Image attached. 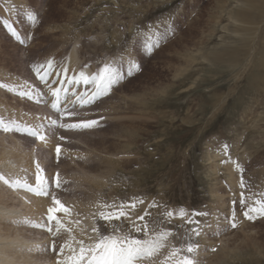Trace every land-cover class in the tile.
Here are the masks:
<instances>
[{
	"label": "rangeland",
	"instance_id": "1",
	"mask_svg": "<svg viewBox=\"0 0 264 264\" xmlns=\"http://www.w3.org/2000/svg\"><path fill=\"white\" fill-rule=\"evenodd\" d=\"M27 12L36 15L35 25ZM5 19L24 44L8 33ZM169 24L174 34L143 54L138 33ZM129 59L140 63L139 72L64 120H97V126L46 129V143L0 131V173L31 183L38 161L69 208L68 215L59 214L64 228L58 233L31 227L47 223L48 212L30 205L42 197L52 206L51 196L0 182V264H56L63 245L94 243V227L123 234L133 220L147 222L150 234L154 225L172 232L151 258L154 264L189 240L198 244L196 264H264V217L243 215L264 196V0H0V83L17 90L0 88L5 121L35 127L59 119L34 66L54 60L56 71L67 67L70 80L81 70L95 74L105 63L126 69ZM19 91L44 95L37 103ZM57 174L60 188L54 187ZM121 202L129 205L130 219L99 217L111 210L102 205ZM181 209L189 216L165 215ZM189 218L199 221L198 236ZM131 234L143 238V232ZM185 255L192 254L182 251L174 259Z\"/></svg>",
	"mask_w": 264,
	"mask_h": 264
},
{
	"label": "snow or ice",
	"instance_id": "2",
	"mask_svg": "<svg viewBox=\"0 0 264 264\" xmlns=\"http://www.w3.org/2000/svg\"><path fill=\"white\" fill-rule=\"evenodd\" d=\"M11 11V9H9ZM26 18L31 24L37 23V17L33 12H27ZM4 27H6L8 33L15 38L21 44L25 43V39L21 33L13 26L9 20L3 21ZM174 26L169 24L165 27L164 31H160L155 25H152L148 32L143 30L138 33L142 35L141 48L143 54L151 55L152 52L160 47L162 43L174 34ZM87 67V66H85ZM57 65L54 60H48L45 64L34 66V71L38 79L48 88V94L51 95V108L59 114V119L49 120L48 124L40 123L33 126H21L16 121H5L0 118V131L4 133L17 132L22 135L34 138L37 141L47 142L48 133L46 129L52 127H59L66 130H85L91 129L98 125L97 120H87L78 123L64 122L66 117H72L79 115V112L75 109L84 108L88 105L95 103L98 99L108 95L112 88L124 79L133 76L135 73L141 70V65L138 61L129 59L126 69L123 66H117L115 62L112 64L105 63L104 66L95 74H87L84 70H81L78 74L73 75L71 79L68 78V69L63 67L60 71H56ZM55 73L56 79L49 81V77H52ZM63 74V79H60ZM59 81V87H53ZM67 81V86H66ZM83 86V93L72 92V99H69L70 89L73 87L79 88ZM0 88H7L9 91L16 92L17 90L7 84L0 83ZM90 90V91H89ZM18 95L27 97L30 100H35L37 103L41 102L40 97L43 93L39 91H19ZM48 103V101H44ZM63 139V137H61ZM225 145V149H227ZM57 156H59L60 148H56ZM238 169L243 171L239 164L236 165ZM34 182H29L27 177H14L7 176L0 173V182L7 187L16 190L23 189L27 192L33 193L37 196H51L52 206L48 208L47 223H34L30 224L31 227L45 229L50 233H58L61 228H64V221L60 218L61 213L64 215L69 214V208L66 207L56 196L52 190L53 185L50 184L49 178L45 175V170L41 164L37 161L35 164ZM62 181L59 178V174L54 181V187L60 188ZM241 187H244L243 180L241 181ZM243 196V193L241 194ZM143 203V201H139ZM235 204V202H233ZM241 204H244V200H241ZM256 206H249L247 210L243 212V215L250 221H255L258 217H264V196L255 201ZM155 205V203L153 204ZM103 208H110V211H100L99 217L104 221H111L113 219L119 220L121 217L131 218L126 209L129 205L121 202L119 205H102ZM135 207V203L131 205ZM147 215V213H145ZM165 215L169 218H173L178 215L180 219H184L189 214L181 209L178 213L166 212ZM193 215H206V213H194ZM140 221L144 220V216H139ZM78 223V221H77ZM189 224H195L196 227L190 229V232L195 235H199V221H194L189 218L187 220ZM236 225V211L233 208L231 216V227L235 228ZM158 225H154L152 228V234H150L149 224L145 222L140 225L133 220L131 228L123 232L114 228L111 233H100L99 228L94 227L93 232L99 233L97 239L92 244H85L83 240L75 241L74 243L78 247H73L70 244L63 245L58 255L56 264H154L152 257H155L160 253L161 249L166 246V242L169 236L172 235L171 230H159ZM69 232L71 229H67ZM143 232V238H138L131 233ZM198 248V244L186 242L183 248L172 247L168 255L165 257V261L161 264H166L167 261H171V264H196L194 259L195 252ZM65 249L68 250V255L64 258ZM53 250L55 245L53 244ZM182 251L192 254L191 256H181L179 259H174Z\"/></svg>",
	"mask_w": 264,
	"mask_h": 264
},
{
	"label": "bare ground",
	"instance_id": "3",
	"mask_svg": "<svg viewBox=\"0 0 264 264\" xmlns=\"http://www.w3.org/2000/svg\"><path fill=\"white\" fill-rule=\"evenodd\" d=\"M9 16V15H8ZM72 59L70 60V63H69V67H72L75 63V58L74 56L71 57ZM77 67V66H76ZM75 69V68H74ZM87 74L90 75L89 72H86ZM54 87H59V84H57L56 86ZM83 86L80 87L79 91L81 94L83 92V89H82ZM28 89V88H27ZM73 91V90H72ZM72 91H70V93H72ZM49 98L52 99L51 95L49 94ZM69 99L71 100L72 99V96H69ZM234 149V148H233ZM217 153V152H216ZM219 158V157H218ZM222 169V168H221ZM11 176V175H10ZM34 197V196H33ZM26 203V202H25ZM49 204L47 203V201L45 200V198H42V197H38V198H35L34 202L30 205V210L31 208L32 209H37V210H41V211H45V212H48V208H49ZM200 248V247H199ZM203 249V248H202ZM222 252V251H221Z\"/></svg>",
	"mask_w": 264,
	"mask_h": 264
}]
</instances>
